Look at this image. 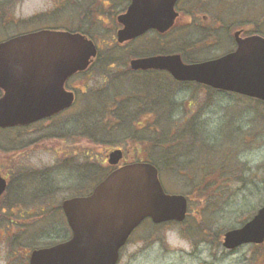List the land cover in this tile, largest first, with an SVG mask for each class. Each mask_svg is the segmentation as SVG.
Wrapping results in <instances>:
<instances>
[{
    "label": "rangeland",
    "instance_id": "obj_1",
    "mask_svg": "<svg viewBox=\"0 0 264 264\" xmlns=\"http://www.w3.org/2000/svg\"><path fill=\"white\" fill-rule=\"evenodd\" d=\"M106 2L0 0V40L40 26L80 28L88 31L100 53L91 67L67 81L77 94L71 107L24 130L14 129L12 135L0 133L2 159L4 153L8 155L5 141L18 136L12 163L15 171L19 169L26 176L12 178L2 204L22 203L23 217L39 216L43 220L39 234L34 227L24 231V241L14 248L18 251L51 245L70 236L61 201L91 190L109 169L106 155L112 148L123 147L126 160L156 154L149 138L156 137L157 127L149 113L138 109L143 103L138 91L144 79L126 71L130 55L159 47L206 59L234 48L229 35L233 25L258 26L264 33V0H179L178 9L193 21L190 26L172 29L161 37L147 33L117 45L111 16L124 9L128 0H111L107 6L111 13L106 10L102 16ZM213 27L220 40L216 41ZM149 37L154 38L151 45ZM188 43L198 46L191 50ZM156 80L163 92L176 90L178 103L177 109L170 112L165 107L163 113L165 121L174 125L173 132L177 129L178 141L172 144L179 158L171 167H162L160 179L166 192L186 195L187 212L182 221L154 224L145 219L120 250L116 264H264V242L235 249L222 245L223 232L240 226L264 203V103L192 84L178 86L162 76ZM110 109L130 115L123 122L124 128L121 119L108 115ZM148 126L150 134L148 130L143 134L141 129ZM87 129L88 133L81 134ZM136 134L147 138L138 143L131 136ZM19 186L21 189L16 190ZM5 211H14L19 217L15 209ZM0 218L1 238L7 223L3 215ZM2 243L0 254L5 250Z\"/></svg>",
    "mask_w": 264,
    "mask_h": 264
},
{
    "label": "water",
    "instance_id": "obj_2",
    "mask_svg": "<svg viewBox=\"0 0 264 264\" xmlns=\"http://www.w3.org/2000/svg\"><path fill=\"white\" fill-rule=\"evenodd\" d=\"M176 0H130L116 18L118 43L149 29L166 32L178 12ZM232 31L235 49L221 56L185 63L179 53L132 57L130 67L163 69L178 80L196 81L264 101V35ZM97 53L85 34L41 28L0 41V127L28 124L69 107L74 92L66 80L85 70ZM123 156L121 148L107 154L111 165ZM6 180L0 175V195ZM71 229L62 242L32 250L30 264H115L119 249L145 218L160 223L182 221L187 199L165 192L157 167L150 161L123 163L110 170L89 194L62 200ZM264 240V204L241 226L223 233L222 245L232 249Z\"/></svg>",
    "mask_w": 264,
    "mask_h": 264
},
{
    "label": "flooded vegetation",
    "instance_id": "obj_3",
    "mask_svg": "<svg viewBox=\"0 0 264 264\" xmlns=\"http://www.w3.org/2000/svg\"><path fill=\"white\" fill-rule=\"evenodd\" d=\"M110 1L111 0H107L106 4L105 3L103 4V7L100 11L102 16H106V12H107L106 10H110L108 12L111 13V9H107L108 3ZM178 1L179 0H177V2L175 3V8L178 11V16L176 17L174 25L172 26L171 29H180V28L183 29L185 27L187 28L193 22L190 19L191 17H189V15H187L186 13H183V11L178 9ZM128 2H129V0H128ZM110 7H108V8H110ZM87 9H89V8L86 6V10ZM96 9H97V11L99 10V8H96ZM123 10L124 9H122L121 11H123ZM118 13H116L113 17L111 16V22H110V24H111L110 27H112L115 30V33H116L117 29L121 26L120 23L117 21V18H116V15ZM185 14L187 15L188 18L185 17ZM203 17L206 18V15L204 14ZM46 27L50 28V26H42V27L40 26L39 28L28 29L26 31H22V32L16 33L14 35L33 31V30H37L40 28H46ZM78 29H80V28H78ZM234 29H235V25H233L229 29V35L232 37V40L235 44V40H234L233 35H232V31ZM251 29H253V26L248 27L245 34L253 32V30H251ZM152 32L157 34V32L155 30L151 29V30L146 31L143 35H141L139 37H143L147 33H152ZM217 33H218V31L216 29H214V27H213V34L216 35V41L218 39L220 40L219 35H218L219 33L218 34ZM14 35H12V36H14ZM160 36H162V34H160ZM9 37H11V36H9ZM9 37H6V38H9ZM139 37H137V38H139ZM6 38H4V39H6ZM137 38H135V39H137ZM149 38L150 39L148 41V45H151L152 39H154V38H151V37H149ZM4 39H2V40H4ZM135 39H133V40H135ZM133 40H131V41H133ZM198 40H200V39H198ZM123 45H125V44H123ZM188 45H189V48L191 50H195V48H194L195 45L198 46L197 43H188ZM153 51H155V50L148 51L145 53H141L140 55L153 54L154 53ZM186 51H190V50H186ZM173 52L179 53L182 61L185 63H192V62L204 60V59H194L193 57H188V56L185 57V51H183V50L173 51ZM173 52H171V53H173ZM126 71L129 75L137 76L139 78L142 77L144 79L143 86L141 87V90L139 91L140 99L143 102L142 104L152 107V106L156 105V102L158 101V95H160L159 99H160L161 103L165 104L166 107L169 108V111H172L174 108L177 109V107H178V103L175 100V94H176L175 91L176 90L168 91V92L164 91L165 92L164 93L162 88H161L160 94H157L156 77L158 78V76H162V77L166 78V81H170V83L172 82L173 84L178 85V86L179 85L181 86V85H186V84H192V85H195L197 87H202L203 89H206V90L211 89L213 91H223V92H227V93H234V92H230V91H224V90L216 89V88H213V87L208 86L206 84L195 82V81L176 80L175 78H173L171 76V74L169 72H167L165 70H156L154 68L132 70L129 66V63H128ZM69 88L74 91L75 98H76L77 94H76L75 90L71 87H69ZM0 93H1V91H0ZM234 94H236V93H234ZM171 98H174V101ZM56 115L49 116L46 118H42V119L36 120L34 122H30L28 124H24V125L0 127V133L4 132L6 135L7 134L12 135V133H10V131H12L14 129L24 130V129H26V127H28L30 125H36V124L42 123L47 119H51V118L55 117ZM9 137L10 138L7 141H5L6 145H8V147L6 146V148H4V150L8 152V155L6 153H4V155H3L4 158L3 159L0 158V175L2 177H4L6 180V188L3 192V194L1 195V198H3V195H5L6 191L9 190L10 183H11L13 177L14 178L21 177L23 179V177L25 176V173L23 171H20L19 169H17L18 171L17 170L15 171L14 170L15 165L12 163L13 161L16 160L14 155L12 154V151H14V148H16V146H14V145L17 144V141H14V140L16 138L18 139V136L14 137V138H12V136H9ZM1 145L2 144H1V138H0V148H1ZM14 171H15V175H13ZM20 186L17 187L16 190L17 189L20 190L21 189ZM24 208L25 207L23 206L22 203L15 202V201L12 203L10 202L8 204L7 203L6 204L0 203V215H3L5 217V221L7 223V226H6L7 229L4 231L3 234H1V238H0V243L3 242L2 245H4V247H5V250H2L1 251L2 253L0 254V260H2L3 264H30V257H31L32 250H34L36 248L44 247V246H40V247L36 246V247H32V248L24 247L22 250H19V251L17 249H14L16 245H19L22 243V241H24V239H21V238L24 237L23 234H25V232H27L29 228L34 227L36 229V231L38 232L37 234H39V231L42 230L41 228L43 225L42 224L43 220L41 218H39V216L37 218L23 217L24 215H23L22 210H24ZM5 209H11V210L15 209L16 211H19V217L13 215L15 213L14 211L8 213L5 211ZM0 220H2V218H0ZM66 239H64V240H66Z\"/></svg>",
    "mask_w": 264,
    "mask_h": 264
},
{
    "label": "trees",
    "instance_id": "obj_4",
    "mask_svg": "<svg viewBox=\"0 0 264 264\" xmlns=\"http://www.w3.org/2000/svg\"><path fill=\"white\" fill-rule=\"evenodd\" d=\"M251 30H253V32L255 31V32L261 33L258 26L253 27V29H251ZM83 32L86 33L87 35H89L88 31L84 30ZM157 37H161V36L157 35ZM153 52L166 53L169 51H166L164 49H160L158 47V50L153 51ZM99 55H100V53L98 52L95 60L100 58ZM133 55H137V54H133ZM159 91H160V89H157V94H160ZM159 97H160V95H158V101L156 102V105L150 107V106H146V105L141 103L138 105V109H140V111H142V113L147 112V113H149V115L152 116L151 118H152L153 125L155 127H157V128H155V130L158 131V133L156 134V137L152 138L150 135V138H149L150 143L153 144L151 146V148L153 150H155L154 153L156 152V154L155 155L152 154V155H150V157H148V159L147 158H144V159L150 160L152 163H154L158 167L159 172L162 173V167L168 168L170 165H173V162L176 161L179 158V156H177V152L174 153V144L175 143L172 144L174 141H178V139L175 137V132H177L176 131L177 129H175V132H173L174 128L173 129L170 128V125L165 121V113H163V110L166 107V105L161 103ZM168 111H169V108H168ZM120 112H117V109H114L113 111L111 110V112H108V115L112 116V118H115V120L121 119L120 125L122 128H124L123 124H125V123H123V122H126L127 117H129L130 115L126 112H124V113H122V111H120ZM141 130H142L143 134H144V131H146V130H148L149 134L151 132V128L149 126L143 127ZM106 131H108V130H105L103 133H105ZM88 132H89V130L87 129L85 132H83L81 134H86ZM131 136H133L135 139H137L138 143H141L143 141V138H147V137H143V136L139 137L138 134L131 135ZM168 137H170V138H168ZM169 139H170V142H169ZM167 142H169L168 143L169 147H167V145H166ZM134 159L137 160V159H142V158H134ZM92 163H93V165L96 164L95 162H92ZM4 200L5 199H2V202H4Z\"/></svg>",
    "mask_w": 264,
    "mask_h": 264
}]
</instances>
